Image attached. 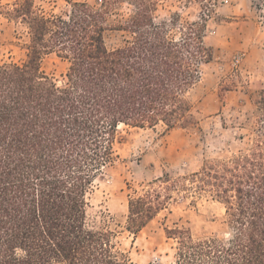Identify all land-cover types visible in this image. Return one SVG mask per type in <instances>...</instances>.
I'll return each instance as SVG.
<instances>
[{
	"label": "trees",
	"instance_id": "1",
	"mask_svg": "<svg viewBox=\"0 0 264 264\" xmlns=\"http://www.w3.org/2000/svg\"><path fill=\"white\" fill-rule=\"evenodd\" d=\"M124 0H104L117 3ZM111 25L109 4L76 1L66 14H44L35 0L0 5L28 34L27 58L0 63V264H130L109 233L87 226V194L115 160L120 125L168 129L194 122L190 93L214 60L201 21L179 13L157 21L155 0ZM108 29L131 33L110 49ZM67 61L60 85L42 70L45 55ZM254 138L246 151L207 161L129 200L137 232L172 199L171 190L210 193L226 209L228 237H196L167 228L174 259L158 264H264V90L255 101Z\"/></svg>",
	"mask_w": 264,
	"mask_h": 264
},
{
	"label": "rangeland",
	"instance_id": "2",
	"mask_svg": "<svg viewBox=\"0 0 264 264\" xmlns=\"http://www.w3.org/2000/svg\"><path fill=\"white\" fill-rule=\"evenodd\" d=\"M106 5L109 24L125 25L136 10L129 0H35L44 14H66L71 3ZM13 0H0L7 5ZM157 21L179 13L182 22L201 21L214 60L203 65L190 93L194 122L168 129L120 125L114 142L115 160L99 172L87 194V226L110 235L113 251L130 264L168 263L176 243L167 228H187L196 237H228L225 206L210 193L171 190L172 199L137 232L129 230V200L172 179L198 171L210 160L246 151L252 144L255 101L264 90V0H155ZM131 33L108 29V48L122 46ZM29 37L23 26L0 15V63L23 62ZM68 63L56 53L45 55L42 70L58 84L65 82Z\"/></svg>",
	"mask_w": 264,
	"mask_h": 264
}]
</instances>
